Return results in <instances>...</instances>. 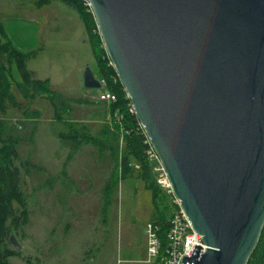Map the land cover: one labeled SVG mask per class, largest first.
I'll list each match as a JSON object with an SVG mask.
<instances>
[{"label": "water", "instance_id": "obj_1", "mask_svg": "<svg viewBox=\"0 0 264 264\" xmlns=\"http://www.w3.org/2000/svg\"><path fill=\"white\" fill-rule=\"evenodd\" d=\"M85 1L207 248L184 264H248L264 229V0ZM83 80L102 90L88 67Z\"/></svg>", "mask_w": 264, "mask_h": 264}, {"label": "rangeland", "instance_id": "obj_2", "mask_svg": "<svg viewBox=\"0 0 264 264\" xmlns=\"http://www.w3.org/2000/svg\"><path fill=\"white\" fill-rule=\"evenodd\" d=\"M37 1L0 0L5 35L0 34V43L8 40L29 56L27 71L35 80L47 82L65 101L62 118L77 123L78 128L85 127L96 144L77 146L62 140L61 135L69 134V125L57 119L47 98H22L17 88L21 75L15 63L11 65L9 90L16 105L8 101L6 111H0V120L10 122L14 132L9 134L22 138L17 148L21 161L34 166L32 175L24 178L32 197L30 225L25 237H20L25 245L23 257L41 254L48 236L60 245L65 241L54 248L56 254H65L62 264H156L148 263L145 235L146 225L157 214L151 193L141 181L131 178L117 180L110 195L106 193L115 164L102 130L111 116L100 103L98 92L84 88L87 67L97 80L99 76L83 22L73 8L59 0L42 8L37 7ZM72 203L83 205L81 213L91 216L90 233L70 229V220L78 219L66 210ZM58 204L61 212H50L54 234L45 235L44 208ZM168 204L173 206L172 197ZM69 254L75 259H68Z\"/></svg>", "mask_w": 264, "mask_h": 264}, {"label": "trees", "instance_id": "obj_3", "mask_svg": "<svg viewBox=\"0 0 264 264\" xmlns=\"http://www.w3.org/2000/svg\"><path fill=\"white\" fill-rule=\"evenodd\" d=\"M51 0H38L37 7L42 8ZM73 8L79 15L85 27L91 52L96 62L99 79L109 81L116 76L113 67H109L108 56L104 50L99 36L96 23L90 8L85 0H59ZM0 34L4 35L3 26L0 23ZM28 55L22 53L10 41L0 43V111L5 112L8 101L16 105L13 96L10 94V72L11 65L15 63L21 81L17 83V88L23 99H34L43 96L50 100L55 108L58 120H62L65 125H69V134L61 135L62 140H66L77 146L83 143L96 144V140L89 136L85 127H77V123L62 118V111L66 110L65 101L51 91L47 82L35 80L26 69ZM98 92V91H97ZM117 102L108 105L100 102L107 108V113L111 116V122L106 124L102 130L104 144L111 152L115 164L110 184L106 193L117 186L119 179H136L143 183L145 189L151 193L153 205L157 210L155 220L151 222L160 226V240L165 245L166 234L169 229V220L175 210L170 206V195L163 194L162 188L157 183V176L154 168L159 163L151 162L147 152L151 150L148 139L145 136L136 116L130 113V101L121 84L113 89ZM117 117L120 121H117ZM23 124V122H21ZM10 122L0 120V264H10V259L20 257L22 253L16 252L10 244L11 236H15L21 244L20 237H25L26 228L30 225V198L24 178L32 175L34 169L28 162L21 161L18 146L22 141L20 135L9 134L13 131ZM14 132V131H13ZM100 143V141H98ZM29 264L31 262L27 260ZM248 264H264V229L257 246V249L250 258Z\"/></svg>", "mask_w": 264, "mask_h": 264}, {"label": "built area", "instance_id": "obj_4", "mask_svg": "<svg viewBox=\"0 0 264 264\" xmlns=\"http://www.w3.org/2000/svg\"><path fill=\"white\" fill-rule=\"evenodd\" d=\"M86 5L89 7L88 3ZM108 65L109 67H113L110 60ZM98 81L102 88L101 91H98L99 101L108 105L115 104L117 98L113 89L121 84L117 75L113 76L109 81L106 79H98ZM129 107L130 113L134 114L131 104ZM117 121H120L119 117H117ZM147 154L151 162H158L152 149ZM154 173L157 176L158 185L172 197L175 210L169 220V229L166 234L164 246L159 236L161 231L160 226L153 222H149L146 225L145 235L148 263L155 261L156 264H184L185 259L195 255L199 248L202 254L206 252L207 248L202 242V237L193 230L190 221L181 210L179 202L173 196L170 183L160 164L154 168Z\"/></svg>", "mask_w": 264, "mask_h": 264}, {"label": "crops", "instance_id": "obj_5", "mask_svg": "<svg viewBox=\"0 0 264 264\" xmlns=\"http://www.w3.org/2000/svg\"><path fill=\"white\" fill-rule=\"evenodd\" d=\"M82 206H76L74 203H72L71 205H68L66 207V210L68 211H72V213L76 216H78L77 218H73L70 220V222L72 223L70 225V229L72 231L76 232H85V233H90L93 229H91L90 227V215L87 214H82L81 212L85 211V209ZM88 208V207H87ZM56 210L57 212H61L62 208L61 206L58 204L56 207L53 208V205H47L44 208V211H46L45 214H43L44 219H45V228H46V232H44L45 235H47L48 233L54 234V227H52L53 224V219H51V213L52 211ZM57 233V230H56ZM64 240V239H63ZM65 241L61 242V245L59 242H56L52 239H50V237H46L43 240V250L41 251V254H26L25 257L22 256L20 257H13L10 259V264H29L28 263V259L31 262V264H62V260H64V253H57L56 254V250H54V248L56 249V247H60L63 246V243ZM60 245V246H59ZM25 250V245H23V251ZM55 251V254H53V252ZM68 259L74 260L75 257L73 255H70L67 257Z\"/></svg>", "mask_w": 264, "mask_h": 264}]
</instances>
